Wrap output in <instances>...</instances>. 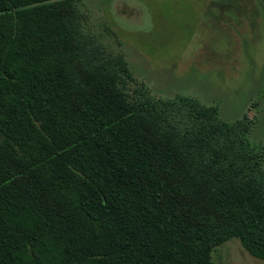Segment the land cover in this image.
<instances>
[{"label":"trees","instance_id":"obj_1","mask_svg":"<svg viewBox=\"0 0 264 264\" xmlns=\"http://www.w3.org/2000/svg\"><path fill=\"white\" fill-rule=\"evenodd\" d=\"M251 123L151 96L73 0H0V264H220L231 237L264 261Z\"/></svg>","mask_w":264,"mask_h":264},{"label":"rangeland","instance_id":"obj_2","mask_svg":"<svg viewBox=\"0 0 264 264\" xmlns=\"http://www.w3.org/2000/svg\"><path fill=\"white\" fill-rule=\"evenodd\" d=\"M83 33L120 54L154 98L176 93L252 121L264 151V7L261 0H73ZM264 169V161H263ZM220 264H264L236 238L210 253Z\"/></svg>","mask_w":264,"mask_h":264}]
</instances>
